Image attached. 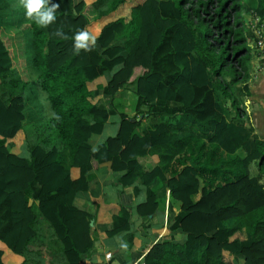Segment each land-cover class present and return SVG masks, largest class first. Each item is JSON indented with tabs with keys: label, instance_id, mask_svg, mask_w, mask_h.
<instances>
[{
	"label": "trees",
	"instance_id": "1",
	"mask_svg": "<svg viewBox=\"0 0 264 264\" xmlns=\"http://www.w3.org/2000/svg\"><path fill=\"white\" fill-rule=\"evenodd\" d=\"M246 1L51 0L59 5L56 21L40 27L19 0H0V244L22 264H80L94 245V213L77 208L74 198L87 189L89 171L109 161L124 172L122 187H147L136 214L156 213L148 188L156 180L179 203L144 264H264V140L241 117L250 94L252 25L264 34V0ZM116 10L128 18L105 23L91 51L77 53L75 34ZM7 29L18 49L4 41ZM30 69L50 116L24 125ZM106 73L109 110L91 89ZM132 85V112L116 111ZM113 109L116 134L93 148L91 136L102 133ZM21 140L22 152L14 153ZM121 212L116 219L130 218L131 211Z\"/></svg>",
	"mask_w": 264,
	"mask_h": 264
},
{
	"label": "crops",
	"instance_id": "2",
	"mask_svg": "<svg viewBox=\"0 0 264 264\" xmlns=\"http://www.w3.org/2000/svg\"><path fill=\"white\" fill-rule=\"evenodd\" d=\"M75 4L81 0H73ZM110 17H104L97 24L91 25L88 32L91 36H97L101 27L108 21L114 19L116 16H122L125 19L128 16L125 15L127 11L122 14L116 13ZM2 37L4 41H11L9 37L12 34L11 30H2ZM12 45L13 43L10 42ZM25 50L24 56H26L25 63L27 64V52L29 50V43L24 36ZM114 45H117L115 43ZM29 71V72H28ZM30 75L29 83L38 84L37 74L34 70H27ZM251 78L249 85V96L245 98L241 105L242 118H245L251 122V126L254 129V135L264 140V65L258 68V62L253 58L250 68ZM109 74L97 78L93 81L91 89L97 90V101L100 106L109 110L110 105L108 97H105L103 93V87L109 79ZM135 86H129L127 89L130 93H133ZM134 98V96H133ZM133 100V99H132ZM29 100L27 99V102ZM116 104V111H124L131 113V101L125 103L123 106L121 100H118ZM129 106V110H127ZM29 107V105H28ZM122 108L124 110H122ZM27 111V108H26ZM40 118L35 120V113L29 112L27 117H32L31 121L26 122L25 125H30L38 122L42 117L43 111H37ZM112 115L109 116L105 122L103 131L101 134H94L90 138V144L93 148L107 136H113L116 134L119 126V118L112 110ZM27 114V113H26ZM32 114V115H31ZM26 117V120H27ZM187 121V119L185 120ZM148 120H144L142 127L137 130L141 134L142 130L147 126ZM174 124V122H171ZM184 130L187 127L182 125ZM21 140L12 149L14 153L22 152ZM19 150L16 151L15 149ZM153 161L147 160L146 166L152 167ZM124 172H116L111 168L109 161L101 163L97 169L90 170L88 173V187L85 191H79L74 198V205L81 210H91L94 213L92 236L94 245L87 254L83 256L80 264H144V257L152 245L165 234H168V227L173 223L175 216L179 213V203L172 201L169 197L168 188L160 183L154 181L148 188L152 189L156 193V201L158 202V209L156 213L152 215H138L135 213V207L137 204L144 202L147 195V187L142 182H137L134 185H126L122 187L119 183V177ZM80 170L77 167L71 169V177L73 179L78 178ZM195 199H198L199 194L195 195ZM126 208L127 211H131L130 218L116 217L121 214V209ZM128 222H126V220ZM174 239L177 242H181L182 235L176 233ZM23 257L16 255L8 250L5 246L0 244V264H22ZM48 264V262H46Z\"/></svg>",
	"mask_w": 264,
	"mask_h": 264
},
{
	"label": "clouds",
	"instance_id": "3",
	"mask_svg": "<svg viewBox=\"0 0 264 264\" xmlns=\"http://www.w3.org/2000/svg\"><path fill=\"white\" fill-rule=\"evenodd\" d=\"M19 6L24 10V16L34 21L40 27H47L56 21V9L58 4H52L51 0H19ZM57 36H63L60 30L55 32ZM96 37L88 32L80 31L74 36V50L79 53L81 49L91 51L95 45Z\"/></svg>",
	"mask_w": 264,
	"mask_h": 264
},
{
	"label": "rangeland",
	"instance_id": "4",
	"mask_svg": "<svg viewBox=\"0 0 264 264\" xmlns=\"http://www.w3.org/2000/svg\"><path fill=\"white\" fill-rule=\"evenodd\" d=\"M247 2V4L248 5H253V2H254V0H247L246 1ZM14 33L16 34V32L14 31ZM13 37H15L16 39H18L19 40V42L20 41H22V39H21V37H19V36H17V35H13ZM14 40V39H13ZM12 39H11V41H7V39H6V43H7V45H8V47L10 48V50H12L14 47L16 48V49H18L19 48V45L18 44H16L14 41H13ZM10 42H12L13 43V45H11L10 44ZM257 60V59H256ZM258 62V61H257ZM23 64H24V62H23ZM261 67V65L258 63V68H260ZM27 76V77H26ZM25 78H30V75L28 74V72H27V75H26V72H25ZM24 97H25V100L27 101V99L29 100L28 102H27V111H26V113H27V116H28V113L29 112H34L35 114V120L36 119H38V118H40V116H39V114H38V110L39 111H43V114H42V116H45V117H48V116H50V111H49V108H48V106H47V104L45 103V99H44V92H43V90H42V88L40 87V85L39 84H29L28 85V87L26 88V90H25V92H24ZM133 94L132 93H130V90L129 89H126V96H124V97H121V102H122V104H123V106H125V103L127 102L128 103V100H130L131 101V103H130V105L132 104V102H133ZM220 100L223 102L224 100L222 99V97H220ZM226 103H228L227 104V106L231 109L232 107H231V103L228 101V100H226ZM28 105H29V107H28ZM129 106H127V110H129ZM32 115V114H31ZM32 117L33 116H31V117H27V120H26V122H28V121H31L32 120ZM44 117V118H45ZM26 122L24 123V125L26 124ZM16 151H18L19 149L18 148H16L15 149ZM26 151V150H25ZM252 168L253 169H255L256 168V165H255V163H254V165L252 166ZM40 220H41V222L45 225L46 224V222H45V220L44 219H42V218H40ZM49 228V227H48ZM241 261V260H240ZM239 261V262H240Z\"/></svg>",
	"mask_w": 264,
	"mask_h": 264
},
{
	"label": "built area",
	"instance_id": "5",
	"mask_svg": "<svg viewBox=\"0 0 264 264\" xmlns=\"http://www.w3.org/2000/svg\"><path fill=\"white\" fill-rule=\"evenodd\" d=\"M258 21V18H255V22ZM255 41L253 44V54L254 59L263 66L264 65V34L262 31V26L257 27L252 25Z\"/></svg>",
	"mask_w": 264,
	"mask_h": 264
},
{
	"label": "water",
	"instance_id": "6",
	"mask_svg": "<svg viewBox=\"0 0 264 264\" xmlns=\"http://www.w3.org/2000/svg\"><path fill=\"white\" fill-rule=\"evenodd\" d=\"M90 225H91V226L93 225V221L90 223Z\"/></svg>",
	"mask_w": 264,
	"mask_h": 264
}]
</instances>
